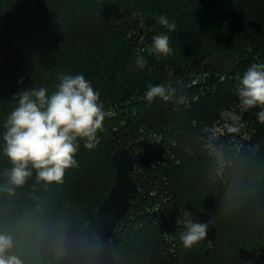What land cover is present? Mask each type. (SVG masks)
<instances>
[{"label":"trees","instance_id":"trees-1","mask_svg":"<svg viewBox=\"0 0 264 264\" xmlns=\"http://www.w3.org/2000/svg\"><path fill=\"white\" fill-rule=\"evenodd\" d=\"M161 15L175 23V31L157 22ZM161 33L170 37L171 55L139 51L140 35L151 44ZM137 56L146 60L143 68ZM253 63H264V0H0V135L21 89L46 87L51 94L60 74L84 75L105 108L123 104L104 121L97 148L80 142L78 166L66 171L62 183L38 180L33 170L25 184L11 185L3 173L12 164L0 140V233L13 236L10 254L23 264H245L238 248L264 244V125L256 116L261 109L249 112L256 132L231 155L225 182L214 177L202 131L238 99L239 80ZM198 70L226 77H213L215 91L189 108L176 110V98L145 99L149 84L174 89L178 79ZM114 126L132 155L137 183V166L156 176L147 163L151 146L128 144L138 128L176 141L178 161L164 169L173 208L167 216L186 210L210 222L206 239L191 249L179 237L167 243L145 211L147 200L135 195L112 240L100 243L87 222L114 180Z\"/></svg>","mask_w":264,"mask_h":264},{"label":"clouds","instance_id":"clouds-1","mask_svg":"<svg viewBox=\"0 0 264 264\" xmlns=\"http://www.w3.org/2000/svg\"><path fill=\"white\" fill-rule=\"evenodd\" d=\"M157 22L170 31H175V23L161 15ZM170 37L165 33L154 35L149 52L169 56L172 54ZM136 64L143 68L146 60L136 57ZM56 90L49 94L46 87L23 88L14 97L16 106L10 111L3 124L0 140L3 154L12 168L3 175L11 185L22 186L36 172L38 180L48 183H62L66 171L78 166L76 156L83 141L88 150L100 144L99 133L104 131V121L112 115L105 110L100 93L82 74H60ZM174 90L164 84L147 86L145 99L151 103L157 97L168 101ZM241 113L259 108L257 120L264 125V63H253L243 73L236 90ZM233 120L241 116L230 110ZM235 131V129H231ZM7 191L12 193L13 189ZM177 224L182 226L179 240L185 248L191 249L207 238L210 222H200L191 218L186 210H181ZM14 247L13 236L0 233V264H23L17 255L10 254Z\"/></svg>","mask_w":264,"mask_h":264},{"label":"built area","instance_id":"built-area-1","mask_svg":"<svg viewBox=\"0 0 264 264\" xmlns=\"http://www.w3.org/2000/svg\"><path fill=\"white\" fill-rule=\"evenodd\" d=\"M139 43L138 49L141 52L148 51L151 47L145 34L140 35ZM213 77H219L220 80H223L226 74L198 70L188 74L185 79H178L176 82L177 87L171 93V98L177 99L175 109L179 110L180 107L189 108L200 96L205 95L209 91H215L216 82L211 81ZM186 90L194 91L187 93ZM122 105L112 103L105 110L111 112L112 115H116ZM225 110L235 112L241 116V119L233 120L227 113L223 117L219 115L215 120L207 124L202 131L204 150L214 164V177L221 182H225L229 177L231 155H236L256 132L255 118L249 113L250 110L244 113L239 111L238 99L222 111ZM233 128L235 131L231 130ZM113 130H116V126L113 127ZM133 141L151 146L146 156L147 163L156 173L155 177H150L148 174L143 173L139 166L136 167L135 173L140 183H137L135 195L142 201L147 200L144 206L145 211L155 217V222L160 226L161 235L167 243H176L179 233L183 231L182 226L177 224V220L181 215L176 213L172 219L167 216V213L172 211L173 208L171 195L164 183L166 178L164 169L169 164L178 161L176 141L167 139L162 131L152 130L144 126L138 128L135 137L133 139L130 138L128 144L131 145ZM126 147L128 148L127 145ZM173 248L172 245L170 251H173Z\"/></svg>","mask_w":264,"mask_h":264},{"label":"water","instance_id":"water-1","mask_svg":"<svg viewBox=\"0 0 264 264\" xmlns=\"http://www.w3.org/2000/svg\"><path fill=\"white\" fill-rule=\"evenodd\" d=\"M115 133L113 131L115 149L111 155L115 169L114 180L95 216L87 222V226L96 232L102 244L110 241L116 221L130 207L137 191V182L131 173L132 155L129 149L119 142ZM238 256L245 264H264V244L252 248L240 246Z\"/></svg>","mask_w":264,"mask_h":264},{"label":"rangeland","instance_id":"rangeland-1","mask_svg":"<svg viewBox=\"0 0 264 264\" xmlns=\"http://www.w3.org/2000/svg\"><path fill=\"white\" fill-rule=\"evenodd\" d=\"M203 138V137H202ZM228 189H230V188H228Z\"/></svg>","mask_w":264,"mask_h":264}]
</instances>
